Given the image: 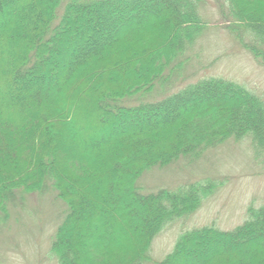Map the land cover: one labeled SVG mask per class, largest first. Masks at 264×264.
<instances>
[{"label":"trees","instance_id":"1","mask_svg":"<svg viewBox=\"0 0 264 264\" xmlns=\"http://www.w3.org/2000/svg\"><path fill=\"white\" fill-rule=\"evenodd\" d=\"M0 0V214L17 190L49 182L68 213L58 264H142L175 219L195 212L214 179L143 194L149 169L199 157L230 138L264 153V96L240 82L201 78L154 102L151 92L207 28L204 0H40L7 11ZM12 1V0H11ZM226 27L264 66V0H227ZM224 16L225 12L223 10ZM250 37V38H249ZM175 70V68H174ZM157 264H264V204L231 230L180 235Z\"/></svg>","mask_w":264,"mask_h":264},{"label":"rangeland","instance_id":"2","mask_svg":"<svg viewBox=\"0 0 264 264\" xmlns=\"http://www.w3.org/2000/svg\"><path fill=\"white\" fill-rule=\"evenodd\" d=\"M67 1L59 6L54 25L59 23ZM39 2L9 0L5 8L7 11L24 8L32 25ZM228 8L227 0H204L200 12L208 26L195 44L182 54V65L172 66L156 81L151 92H141L123 103L137 105L158 101L189 83L210 76L240 82L264 96V66L226 27L231 19ZM5 19V15L0 16L1 23ZM209 179L218 183L215 192L205 198L195 212L167 225L152 242L149 255L153 261L142 264L162 261L172 252L180 235L188 230L205 225L231 230L248 218L250 205H263L264 153H256L250 137L230 138L199 157L181 156L166 167L147 170L138 186L141 193L151 194L166 188L179 191ZM15 194L6 212L0 214V264H58L52 244L68 213V206L57 198L51 182L42 191L17 190Z\"/></svg>","mask_w":264,"mask_h":264}]
</instances>
